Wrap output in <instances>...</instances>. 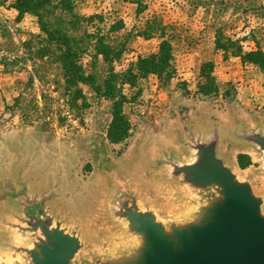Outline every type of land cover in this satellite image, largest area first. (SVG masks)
Here are the masks:
<instances>
[{
  "label": "rangeland",
  "instance_id": "rangeland-1",
  "mask_svg": "<svg viewBox=\"0 0 264 264\" xmlns=\"http://www.w3.org/2000/svg\"><path fill=\"white\" fill-rule=\"evenodd\" d=\"M143 1L79 0L75 7L78 17H103L96 25L125 50L117 74L158 52L163 37L173 44L177 75L167 85L155 76L136 88L118 80L133 128L126 144L108 140V99L83 87L89 107L69 108L57 67L41 64L48 80L29 87L30 63L11 72L0 66V264H37L36 254L42 259L43 248L55 247L46 232L56 230L80 243L69 264H146L152 243L133 224L136 216L153 218L179 248V235L210 224L226 200L222 184L203 185L192 173L212 156L250 189L264 219V74L215 48L222 28L264 51V0ZM17 17L0 8V61L21 56L22 44L40 35L35 17ZM86 31L95 30L85 22L72 35ZM243 45L257 49L252 40ZM209 62L219 94L204 97L201 68ZM83 65L99 85L110 77L102 57L85 56ZM239 154L251 158L249 168L239 167Z\"/></svg>",
  "mask_w": 264,
  "mask_h": 264
},
{
  "label": "trees",
  "instance_id": "trees-1",
  "mask_svg": "<svg viewBox=\"0 0 264 264\" xmlns=\"http://www.w3.org/2000/svg\"><path fill=\"white\" fill-rule=\"evenodd\" d=\"M79 0H0V8H6L17 12V22H21L26 15L37 19L40 35L32 37L30 41L24 42L22 55L13 59L4 56L0 66L6 72L15 71L19 66L31 64L28 85L33 86L37 81L44 82L48 78L40 75V66L50 65L57 67L61 72V81L64 84V92L69 108L74 112H82L89 107L83 87L92 89L98 96L111 101L113 105V119L108 129V140L113 145L126 144L132 137V123L124 109L129 103L128 97L117 86L120 80L122 86L128 85L136 88L138 82L155 76L165 85L170 83L177 75L175 67L174 48L170 40L163 37L158 52L147 57H140L136 64L124 74H117L114 64L120 61L125 53L111 44L108 35L96 25L104 22V18L94 15L81 18L75 15L76 3ZM133 3H144L143 0H133ZM8 4V5H7ZM141 8L142 5H141ZM144 10V9H140ZM143 13V11H139ZM95 31H88L81 37L72 35L77 32L83 23ZM120 30L124 28L120 22ZM159 30V29H158ZM252 40L257 49L245 52L244 43ZM215 48L224 54L225 60L239 58L243 65L252 64L264 74V51L259 47L255 39L245 37L233 39L226 36L222 28L216 30ZM85 56L93 60L102 57L111 66V74L104 83L98 84V78L89 74L83 65ZM214 63L209 62L201 68V82L199 83V94L204 97L218 96L219 87L214 76ZM59 81V80H58ZM23 97L15 101L18 108L22 104ZM9 109V107H6ZM39 107L37 106L35 110ZM238 165L245 170L252 165L248 155L239 154Z\"/></svg>",
  "mask_w": 264,
  "mask_h": 264
},
{
  "label": "water",
  "instance_id": "water-1",
  "mask_svg": "<svg viewBox=\"0 0 264 264\" xmlns=\"http://www.w3.org/2000/svg\"><path fill=\"white\" fill-rule=\"evenodd\" d=\"M194 178L201 184L220 183L226 200L216 211L213 221L190 233L180 234L181 246L165 236L161 225L153 218L138 216L134 225L148 235L152 250L146 254V264H264V219L260 217L258 202L249 188L241 186L235 177L214 156L201 169H192ZM54 248H43V258L35 255L37 264H69L79 249V241L58 230L47 231ZM194 239L200 247H193ZM185 249L183 255L174 250Z\"/></svg>",
  "mask_w": 264,
  "mask_h": 264
},
{
  "label": "bare ground",
  "instance_id": "bare-ground-1",
  "mask_svg": "<svg viewBox=\"0 0 264 264\" xmlns=\"http://www.w3.org/2000/svg\"><path fill=\"white\" fill-rule=\"evenodd\" d=\"M189 244L191 245V246H193V247H200V245L194 240V239H191L190 241H189ZM174 252V254L175 255H183L184 253H185V249H180V250H178V251H176V250H174L173 251Z\"/></svg>",
  "mask_w": 264,
  "mask_h": 264
},
{
  "label": "crops",
  "instance_id": "crops-1",
  "mask_svg": "<svg viewBox=\"0 0 264 264\" xmlns=\"http://www.w3.org/2000/svg\"><path fill=\"white\" fill-rule=\"evenodd\" d=\"M5 204H6V203H5ZM7 207H8V205H7ZM8 209H9V208H8ZM8 209H7V210H8ZM7 210H5L6 212H5L4 214H6L7 217L12 218V217H13V213H14V211H12V212H13V213H12V212L10 211V209H9V211H7Z\"/></svg>",
  "mask_w": 264,
  "mask_h": 264
}]
</instances>
